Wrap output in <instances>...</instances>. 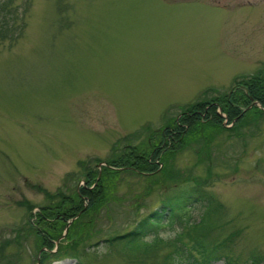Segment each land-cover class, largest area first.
Instances as JSON below:
<instances>
[{"label": "rangeland", "instance_id": "1", "mask_svg": "<svg viewBox=\"0 0 264 264\" xmlns=\"http://www.w3.org/2000/svg\"><path fill=\"white\" fill-rule=\"evenodd\" d=\"M10 6V21L0 25V264H166L174 253L168 228L159 232L165 242L146 252L116 251L108 240L193 188L221 206L209 240L230 237L223 253L240 264L264 259V116L238 136H214L207 154L202 141L174 150L163 171L121 170L106 181V200L80 224L88 226L81 235L71 233L74 220L38 225L35 218L60 202L59 192L74 196L87 171L101 174L100 163L115 161L125 145L145 146L147 128L159 132L184 105L226 95L261 68L264 0ZM157 139L152 133L150 143ZM191 206L194 222L204 207ZM29 225L62 233L42 259Z\"/></svg>", "mask_w": 264, "mask_h": 264}, {"label": "trees", "instance_id": "2", "mask_svg": "<svg viewBox=\"0 0 264 264\" xmlns=\"http://www.w3.org/2000/svg\"><path fill=\"white\" fill-rule=\"evenodd\" d=\"M10 2L11 0H0V25L10 21L9 15L12 13V9L8 11L11 8ZM235 83V89L226 95L204 101L198 99L184 105L181 108L180 117L163 126L159 132H153L147 128L145 133L148 132L147 134L150 133V135L146 137L145 146L125 145L122 154L115 161H106V166L101 168L99 180H97L98 172L88 170L84 178L85 185L78 188L74 196L59 192V203L40 208L35 214L38 225L51 224L50 221H54L59 225L62 223L63 226L67 221L74 220L69 227L72 230L71 233L78 230L77 235L83 234V230L88 226L84 228L80 224L105 202L106 181L116 177L121 170L155 174L165 170V164L162 161L165 156H172L174 150L181 151L190 143L202 141L203 150L205 149L207 154V147L214 136L223 132L238 136L239 131L248 121L257 124L258 120L264 116V65L253 74L235 80ZM252 102L259 104L261 108L250 107ZM219 109L226 115L225 117L220 116L221 113L217 112ZM225 119L227 125L232 124L230 128L223 126ZM152 133L157 134L158 139L151 144ZM197 154L200 156V152ZM200 160L201 157H199ZM181 194L183 196L180 199L178 197L176 201L163 202L161 210L143 217L128 233L109 239V244H115L116 251L126 249L127 252L136 253L141 248L146 252L154 249L152 245L155 243L165 242L159 236V232L163 228H168L175 232L174 237L167 241L173 244L174 253L172 254L177 259L176 261L168 260L172 255L170 254L166 258V264H213L219 261H223L224 264H240L223 253L231 242L230 237L209 240L213 229H218V226L210 227V220L212 216L219 213L221 206L210 194L200 188H193ZM46 196L51 200L52 197L49 194ZM195 203L201 204L204 209L201 210L200 218L191 222L186 213ZM51 228V235H48L44 230L29 225V229L33 230L41 243V259L56 247L51 243V239L56 240L62 234L58 227L51 225ZM80 228L84 229L81 231ZM146 238H151L153 241L144 243ZM243 264H264V259L260 256H252Z\"/></svg>", "mask_w": 264, "mask_h": 264}, {"label": "water", "instance_id": "3", "mask_svg": "<svg viewBox=\"0 0 264 264\" xmlns=\"http://www.w3.org/2000/svg\"><path fill=\"white\" fill-rule=\"evenodd\" d=\"M253 105H257L258 107H260L259 104H256V103H254V102L252 103V106H253ZM38 261H39V258H38Z\"/></svg>", "mask_w": 264, "mask_h": 264}]
</instances>
